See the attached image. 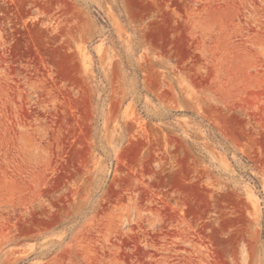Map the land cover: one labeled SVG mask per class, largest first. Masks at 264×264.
Returning <instances> with one entry per match:
<instances>
[{
	"label": "rangeland",
	"instance_id": "1",
	"mask_svg": "<svg viewBox=\"0 0 264 264\" xmlns=\"http://www.w3.org/2000/svg\"><path fill=\"white\" fill-rule=\"evenodd\" d=\"M0 264H264V0H0Z\"/></svg>",
	"mask_w": 264,
	"mask_h": 264
}]
</instances>
